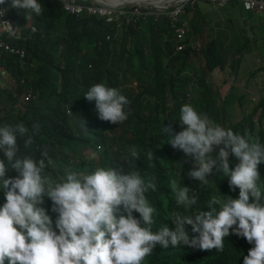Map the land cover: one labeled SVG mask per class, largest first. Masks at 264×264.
I'll list each match as a JSON object with an SVG mask.
<instances>
[{"label": "trees", "instance_id": "1", "mask_svg": "<svg viewBox=\"0 0 264 264\" xmlns=\"http://www.w3.org/2000/svg\"><path fill=\"white\" fill-rule=\"evenodd\" d=\"M172 1L128 0L152 6L117 8L88 0H40L44 7L40 16L18 17L14 20L18 31L7 35L6 28L0 33V124L22 122L31 128L39 122L40 132L32 151L37 157L42 151L48 152L57 165L54 174H62L65 168L126 166L123 157L130 151L129 145L155 152L151 167L143 153L137 162L142 172L157 177L160 188L147 193L158 210L154 229L163 224L175 227L162 212L184 211L178 208L168 187L169 177L181 180L182 186L193 191L197 189V204L186 214L207 210V201L213 194L232 198L239 194V189H230L228 177L222 174L210 175L207 186L188 177L194 161L191 159L189 165L181 159L162 131L169 125L176 132L179 127L182 130L178 120L183 104H193L216 123L241 134L245 129L251 134L260 129L252 118V107L241 121L233 122L235 112L230 107L245 106V96L239 94L241 86L231 84L225 98L220 91L219 78L227 69V56L222 51H234L233 62H239L233 68L235 76L252 79V65L244 70L240 64L243 56L252 51L250 40L244 37L245 30H241L239 37H230L235 31L232 26L219 30L221 18L228 17L214 14L210 7L221 9L231 5L248 18L252 12L244 10L242 0H230L224 5L183 0L170 6ZM65 3L69 4V11ZM177 7H183L182 12L172 17L147 15L174 11ZM206 27L208 36L204 40L209 41L194 48V36ZM238 55L241 56L236 60ZM225 75L233 78L232 74ZM101 82L119 89L131 101L124 123L115 125L101 120L95 102L85 99L89 88ZM260 103H264V96ZM81 118L86 121L87 132L80 125ZM19 143L21 153L27 152L23 141ZM60 150L63 155L57 156ZM87 150L96 153L98 161L84 154ZM163 157L186 168L161 164ZM236 163L238 160L230 156V167ZM2 201L0 193V205ZM44 206L55 219L56 214L50 211L51 201L46 198ZM135 215L139 217L138 213ZM185 227L190 236L195 235L191 226ZM249 248L251 245L244 238L228 241L224 251L218 253H201L187 246L162 249L157 245L144 264H241L243 253Z\"/></svg>", "mask_w": 264, "mask_h": 264}, {"label": "clouds", "instance_id": "2", "mask_svg": "<svg viewBox=\"0 0 264 264\" xmlns=\"http://www.w3.org/2000/svg\"><path fill=\"white\" fill-rule=\"evenodd\" d=\"M101 1L114 7L109 0ZM4 2L0 0V10L7 20L10 13L2 8ZM10 7L23 10L26 19L40 16L44 9L40 0H11ZM252 15L264 19V0H252ZM3 23L10 29H0L1 34L12 35L19 29L18 24ZM261 68H252V80L262 78L256 84L252 82V118L260 132L251 134L245 129L241 134L225 128L191 103L180 108L182 130L163 127L170 148L189 165L194 161L188 177L207 186L215 172L228 177L232 191L239 189L238 198L216 193L207 201V210L186 214L197 204V189L193 191L182 186L181 180L169 177L168 187L176 205L184 210L172 213L174 228L163 224L154 229L158 210L147 193L158 190L157 177L137 167L142 153L151 167L156 159L152 150L144 152L132 146L123 157L126 166L65 168L62 174H54L57 165L48 152L42 151L37 157L32 151L40 132L39 122L31 128L22 122L0 124V264H144L157 245L162 249L187 246L201 253H218L224 251L228 241L241 238L251 245L243 253L241 264H264ZM84 97L95 102L101 120L119 125L129 117L131 101L115 87L96 83ZM80 125L88 131L82 118ZM20 140L28 150L23 154ZM230 156L238 160L234 167H230ZM13 171L17 175H10ZM46 198L51 201L55 219L44 206ZM185 226H191L195 235L190 236Z\"/></svg>", "mask_w": 264, "mask_h": 264}, {"label": "crops", "instance_id": "3", "mask_svg": "<svg viewBox=\"0 0 264 264\" xmlns=\"http://www.w3.org/2000/svg\"><path fill=\"white\" fill-rule=\"evenodd\" d=\"M3 9H6L3 5ZM210 9L213 12H216L218 14H225L228 18H221V31H224L225 28L228 26L234 27V32L230 34V37H234L235 35L239 37L241 35V30H245V33L243 34L246 39L250 40V45L252 47V51L250 54H245L243 56V60L240 63L241 67L244 70H248L249 66L252 65V68H261L264 70V19L259 17V20L252 24V17L248 18L247 16L241 15L240 12L237 11V9L233 6H228L225 8L217 9L214 6H211ZM7 10V9H6ZM203 11H205L203 9ZM214 13V14H216ZM16 15L11 14L7 17L8 23L11 24L12 26H15L17 23L14 22V18ZM12 20V21H10ZM215 26V25H213ZM218 31V30H216ZM193 32H196L193 30ZM205 30L202 29L201 32L198 35L194 36V48L197 47H202L207 41L204 40L203 35H204ZM209 36H210V31H209ZM222 54L224 56H227L226 59V66L227 69L222 71L225 74H232L233 79L236 77L237 80L240 82L241 86V92L239 93L240 96H246L248 92V86H252V82L256 84L258 81L262 80V78H256V79H250L245 76H235V71L233 68L239 64V62L234 63L233 62V56H234V51L229 50V51H222ZM241 55H238L237 59L239 60ZM221 72V77L219 78L220 82V88H221V96L222 98H225L226 96L229 95V89L231 87V83L233 79L230 78H223ZM227 89V90H226ZM225 90V92H223Z\"/></svg>", "mask_w": 264, "mask_h": 264}, {"label": "rangeland", "instance_id": "4", "mask_svg": "<svg viewBox=\"0 0 264 264\" xmlns=\"http://www.w3.org/2000/svg\"><path fill=\"white\" fill-rule=\"evenodd\" d=\"M3 5L7 9V11L9 13H11V14L17 15L18 17H25V15H26V13L23 10H16L14 8H11L10 7L11 0H5V2L3 3ZM43 11H44V9H43ZM208 12L209 13H212L210 11V9H208ZM214 13H216V12H214ZM216 14H218V13H216ZM219 15L221 17H225L226 16L225 14H219ZM34 16L35 15H33L32 18ZM258 20H259V16L252 15V24H254L255 22H257ZM207 33H208V29L206 27L205 28V34H204L203 38H207V36H208ZM235 59L238 60L237 57ZM217 66H220V65H217ZM222 76H223V78H226V75L223 72H222ZM229 78L230 79H233L231 77H229ZM231 84H234L236 87H239L240 88V82L238 80H236V79H233V81H232ZM7 85L8 86H12L11 82H8ZM12 89H14V87ZM247 89H248V92H247V95L245 96V99H244L245 106L243 108H240L239 105L235 104V105H233V106L230 107V110H233L235 112V115L233 116V122L234 123L241 121L245 117V115L250 112V108L252 107V86H248ZM223 92H225V90ZM179 131H180V127H179ZM129 147H132V145H129ZM168 148H169V146L167 145V146L164 147V150L166 151V150H168ZM84 154H86L87 156H90V158H93L95 161H98V155L96 153L93 154L91 150L85 151ZM62 155H63V151L60 150L59 153L57 154V156H62ZM160 162H161V164H164L166 166H175L178 169H185L186 168V166H183V165H180V164H175V163L171 162L166 157H163ZM157 191H160V188L159 187H158V190ZM157 191H155V192H157ZM172 213L173 212H169V211L162 212V214L167 215L169 217H171Z\"/></svg>", "mask_w": 264, "mask_h": 264}, {"label": "built area", "instance_id": "5", "mask_svg": "<svg viewBox=\"0 0 264 264\" xmlns=\"http://www.w3.org/2000/svg\"><path fill=\"white\" fill-rule=\"evenodd\" d=\"M62 2H65V0H61ZM205 2H210L213 4H227L230 0H203ZM244 10L248 12H252V0H242ZM66 9L69 11V4L65 3ZM183 7H177L174 11H165V12H148L147 15L155 16L156 18H160L161 16H169L172 17L176 14H179L182 12ZM0 12H3V15H0V29H10V25L5 24L3 22H7V20L4 19V10H0ZM180 48V47H179ZM181 49V48H180Z\"/></svg>", "mask_w": 264, "mask_h": 264}, {"label": "water", "instance_id": "6", "mask_svg": "<svg viewBox=\"0 0 264 264\" xmlns=\"http://www.w3.org/2000/svg\"><path fill=\"white\" fill-rule=\"evenodd\" d=\"M88 1H91L93 3H96V4H99V5H105V6H108L107 4H105L103 1L101 0H88ZM183 0H173L170 4V6H173V4H176V3H182ZM114 7H117V8H123V7H128V6H133V5H141V6H149L151 7L152 5H149V4H143V3H137V2H128L127 1H122L118 4H112Z\"/></svg>", "mask_w": 264, "mask_h": 264}, {"label": "bare ground", "instance_id": "7", "mask_svg": "<svg viewBox=\"0 0 264 264\" xmlns=\"http://www.w3.org/2000/svg\"><path fill=\"white\" fill-rule=\"evenodd\" d=\"M112 4H118V3H120V2H122V1H127V0H109ZM157 6V5H156ZM169 6V5H168Z\"/></svg>", "mask_w": 264, "mask_h": 264}]
</instances>
